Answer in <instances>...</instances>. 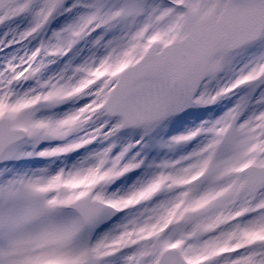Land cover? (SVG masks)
Segmentation results:
<instances>
[{"label":"snow or ice","instance_id":"1","mask_svg":"<svg viewBox=\"0 0 264 264\" xmlns=\"http://www.w3.org/2000/svg\"><path fill=\"white\" fill-rule=\"evenodd\" d=\"M0 264H264V0H0Z\"/></svg>","mask_w":264,"mask_h":264}]
</instances>
